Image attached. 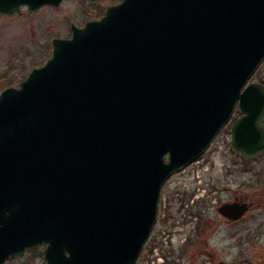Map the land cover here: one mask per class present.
<instances>
[{"label":"water","instance_id":"1","mask_svg":"<svg viewBox=\"0 0 264 264\" xmlns=\"http://www.w3.org/2000/svg\"><path fill=\"white\" fill-rule=\"evenodd\" d=\"M60 1L0 0V13ZM54 44L0 96V193L26 201L0 207V264L42 243L46 264H134L163 181L237 102L231 152L264 153V87L242 92L264 59V0H123Z\"/></svg>","mask_w":264,"mask_h":264},{"label":"rangeland","instance_id":"2","mask_svg":"<svg viewBox=\"0 0 264 264\" xmlns=\"http://www.w3.org/2000/svg\"><path fill=\"white\" fill-rule=\"evenodd\" d=\"M115 1L117 0H102L91 5L89 7V10H91L90 15L92 17L96 14L98 15L101 12L100 8L105 9ZM81 8L82 6L77 3L67 2L60 10L52 11L44 9L30 18H26L25 16L13 18L0 17V73H2L14 57L21 56L28 51L37 50L41 44L48 43L50 38L47 36L49 34L60 33L65 35V20L73 17L79 19ZM262 74L264 78V73ZM258 77L259 75L254 76L252 80L257 81ZM2 88L3 86L0 82V90ZM228 142L229 134H226V132L220 134V137L214 143V147L205 154L199 163L190 166L180 175H176L172 180L173 183L166 188L167 195L169 196L168 207L170 209V217H168L166 223L157 227L155 241L157 238L158 253H161L162 250L164 251L165 246H167L169 234H172V244H175L176 237H179L177 242H180L186 235L189 237L195 231V219L187 227L182 228L181 231L183 233H179V230L173 229L177 219L184 223L186 220L185 216L191 212L193 199H197L203 193L209 194L210 191H212V194H215L216 189L224 188L225 190H229L230 186H233L232 190H236L245 180L252 181L251 175L253 170L258 169L264 164V159H258L249 165L247 176L240 175L239 173H231L233 175H229V169L234 163L231 161L233 159L232 156L228 153L226 145ZM189 170H192V177H190L191 175L189 176ZM212 187H214L213 190ZM249 193L255 206L261 205L264 202V196H261L258 191L250 190ZM205 215L210 216L208 223L210 226L204 231L203 238L208 241L210 250L208 253H205L201 249L193 248L189 253L186 264H196L197 258L201 255L205 256V254L225 257L229 256L228 254L231 252L232 256L230 258L234 257L237 250L230 251L229 246L239 237L244 236L249 230L253 231L258 221H264V213L261 212L256 220L249 219L246 225H240V227L234 228V230H229L228 227L219 225L220 221L215 218L216 210L214 208H210ZM170 225H172V228ZM216 225L219 226L216 227ZM164 233L168 234V237H165ZM259 246L260 244L257 243L254 247L246 248L247 255L255 258L256 253H259ZM25 262L23 257L12 262L9 261L6 264H25ZM34 264H41V260L37 258ZM141 264L152 263L145 261L141 262ZM155 264H161V260L155 261Z\"/></svg>","mask_w":264,"mask_h":264}]
</instances>
